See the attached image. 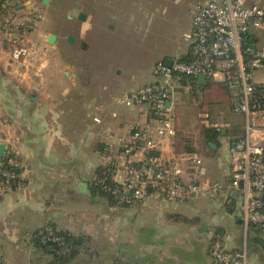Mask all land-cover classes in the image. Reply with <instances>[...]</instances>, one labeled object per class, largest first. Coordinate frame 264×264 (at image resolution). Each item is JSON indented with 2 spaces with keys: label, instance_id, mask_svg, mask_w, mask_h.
Returning <instances> with one entry per match:
<instances>
[{
  "label": "crops",
  "instance_id": "obj_1",
  "mask_svg": "<svg viewBox=\"0 0 264 264\" xmlns=\"http://www.w3.org/2000/svg\"><path fill=\"white\" fill-rule=\"evenodd\" d=\"M117 7L114 18L127 11ZM6 15H0V145L6 146L5 154L15 151L30 170V181L17 187L0 183V264H25L36 257L40 249L33 244L34 236L48 226L89 237L93 249L113 257L115 264H215L209 247L217 232L228 251L243 255L235 264H264V245L254 242L236 211L228 212L227 202L204 194L188 202L149 199L121 208L91 191L111 136L127 139L131 125L147 117L143 109L118 105L117 99L152 83L159 61L189 56L191 13L183 28L184 42L160 53L144 82L91 75L85 62L69 64V73L61 71L57 57L29 54L14 60L13 49L23 39L11 24L3 26V20L11 21ZM172 107L177 137L157 153L171 159L192 151L202 160L203 180L227 183L234 164L231 148L245 137L246 118L232 113L225 85L197 81L178 90ZM197 121L201 129L192 138L190 128ZM209 124L223 125L216 139L205 135ZM256 135L257 141L264 139L262 133ZM123 171L119 167L115 176L119 184L124 182ZM196 240L201 249L194 253Z\"/></svg>",
  "mask_w": 264,
  "mask_h": 264
},
{
  "label": "built area",
  "instance_id": "obj_2",
  "mask_svg": "<svg viewBox=\"0 0 264 264\" xmlns=\"http://www.w3.org/2000/svg\"><path fill=\"white\" fill-rule=\"evenodd\" d=\"M191 14L192 30L186 36L191 60L176 59L171 65L159 61L152 83L117 99L118 105L143 109L147 117L131 125L127 139L111 136L103 165L114 169V181L119 167L123 168L124 182L114 194L131 206L149 199L188 202L204 194L221 202L237 199L245 231L257 227L264 232V139L257 141L256 135H264V82L254 80V73L264 70V0H208L194 5ZM28 55L26 47H15L12 52L14 60ZM200 75L222 82L232 113L246 118L245 137L231 148L234 164L227 183L203 180V163L197 154L164 159L157 153L177 137L175 95L192 85L185 86L184 80L198 81ZM222 128L219 125L217 131ZM7 154L6 166L0 163L2 183H28V167L14 150ZM41 235L45 243L61 242L50 226ZM209 253L215 264H235L243 257L228 251L220 235L213 238Z\"/></svg>",
  "mask_w": 264,
  "mask_h": 264
},
{
  "label": "rangeland",
  "instance_id": "obj_3",
  "mask_svg": "<svg viewBox=\"0 0 264 264\" xmlns=\"http://www.w3.org/2000/svg\"><path fill=\"white\" fill-rule=\"evenodd\" d=\"M207 1L7 0L5 14L10 17L13 32L23 39L18 48L26 47L30 56L43 59L57 57L61 61L59 69L68 73L69 64L85 62L91 75L108 77L112 81L120 77H135L136 81L144 82L150 78L160 53L184 42L183 28L191 20L194 5ZM17 5L21 7L16 9ZM116 7L127 11L117 12L114 18ZM82 14L85 15L84 20L80 19ZM29 24L32 29L28 28ZM38 32H41L42 40L38 39ZM48 35L56 36V41L49 43ZM69 37L74 39L71 44ZM254 80L264 82V70L255 72ZM194 121L192 119V123ZM190 129V137L198 136L200 121L192 124ZM194 245V253H197L201 242L196 240ZM88 249L71 264H115L113 257L100 256L92 243ZM53 263L56 264L55 257L41 248L37 256L25 264Z\"/></svg>",
  "mask_w": 264,
  "mask_h": 264
},
{
  "label": "trees",
  "instance_id": "obj_4",
  "mask_svg": "<svg viewBox=\"0 0 264 264\" xmlns=\"http://www.w3.org/2000/svg\"><path fill=\"white\" fill-rule=\"evenodd\" d=\"M7 0H0V15L5 14V4ZM3 24L8 25L7 22H3ZM10 24V22H9ZM184 61L191 60L190 56L186 57L185 59H182ZM192 85L196 84L197 81H190V80H184L183 84H190ZM219 125H212L209 124L205 128V135L209 139H216L219 132L217 131ZM189 141V140H188ZM103 155L106 154V147L102 149ZM188 153H193L192 151ZM10 157L9 154L5 155L3 158H0V163L4 164L6 166V163L8 161V158ZM114 175V169L112 167L107 166H100L95 174V179L92 182L91 185V191L93 195H97L100 197L105 198L111 206H120L121 208H128L131 207V205L125 203L121 199L120 194H114V191H117L121 189V185L114 181L113 178ZM0 183H2V179L0 178ZM22 184L19 182H13L10 183V186H21ZM237 199H232L227 202L228 212L234 213L236 211L237 214V205H238ZM238 215V214H237ZM54 231L55 235L61 238V242L57 243H51V242H43L42 241V235L41 232H45L46 228L38 231L34 236L33 244L36 248L39 249H45L49 253H51L55 257L56 264H71L78 255H80L83 251H88L89 245L91 243L90 238L84 235H73L72 233L68 231H59L56 227L50 226ZM251 232L254 234V242L257 244L264 245V232L257 228V227H251ZM216 235H220L222 237V234L220 232H217ZM54 264V263H53Z\"/></svg>",
  "mask_w": 264,
  "mask_h": 264
},
{
  "label": "water",
  "instance_id": "obj_5",
  "mask_svg": "<svg viewBox=\"0 0 264 264\" xmlns=\"http://www.w3.org/2000/svg\"><path fill=\"white\" fill-rule=\"evenodd\" d=\"M45 2H47V0H45ZM80 19H81V20H84V19H85V15H84V14L80 15ZM55 41H56V36H54V35H49V37H48V42H49V43H54ZM68 42H69V43H72V42H73V37H69V38H68ZM166 62H167V64H169V65H171V63H172L171 60H167ZM204 80H205V76H204V75H200L199 78H198V81L201 83V82H203ZM209 145H210L212 148L215 149V146H214L212 143H210ZM5 152H6V146H5L4 144H1V145H0V158H3V157L5 156Z\"/></svg>",
  "mask_w": 264,
  "mask_h": 264
}]
</instances>
